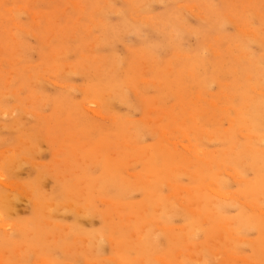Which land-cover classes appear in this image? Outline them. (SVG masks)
Segmentation results:
<instances>
[{
	"label": "rangeland",
	"instance_id": "374dc122",
	"mask_svg": "<svg viewBox=\"0 0 264 264\" xmlns=\"http://www.w3.org/2000/svg\"><path fill=\"white\" fill-rule=\"evenodd\" d=\"M0 264H264V0H0Z\"/></svg>",
	"mask_w": 264,
	"mask_h": 264
},
{
	"label": "bare ground",
	"instance_id": "6f19581e",
	"mask_svg": "<svg viewBox=\"0 0 264 264\" xmlns=\"http://www.w3.org/2000/svg\"><path fill=\"white\" fill-rule=\"evenodd\" d=\"M130 28V27H129Z\"/></svg>",
	"mask_w": 264,
	"mask_h": 264
}]
</instances>
